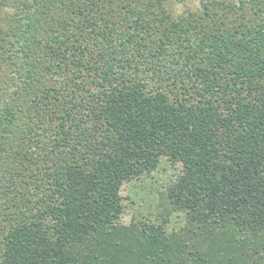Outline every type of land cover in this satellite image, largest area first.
Listing matches in <instances>:
<instances>
[{
    "label": "trees",
    "instance_id": "obj_1",
    "mask_svg": "<svg viewBox=\"0 0 264 264\" xmlns=\"http://www.w3.org/2000/svg\"><path fill=\"white\" fill-rule=\"evenodd\" d=\"M15 1L0 264H264V0ZM163 159L160 220L121 224L122 184Z\"/></svg>",
    "mask_w": 264,
    "mask_h": 264
},
{
    "label": "rangeland",
    "instance_id": "obj_2",
    "mask_svg": "<svg viewBox=\"0 0 264 264\" xmlns=\"http://www.w3.org/2000/svg\"><path fill=\"white\" fill-rule=\"evenodd\" d=\"M202 1L207 0H176V4L173 5V9L178 13H186L189 10L196 11ZM224 1L226 2L232 0ZM3 2H6L8 5L3 6ZM11 2H14V0H0L1 17L9 15L13 11L9 5ZM180 173H182V166L180 164H172L170 161L163 159L157 169L151 174L145 176L143 175L141 179L138 180L123 183L120 188L121 203L123 204L120 223L127 225L133 219L139 218L160 220L158 192L163 189L176 174ZM184 221L185 219L181 212H174L170 215L167 225L169 228H177L183 225Z\"/></svg>",
    "mask_w": 264,
    "mask_h": 264
}]
</instances>
